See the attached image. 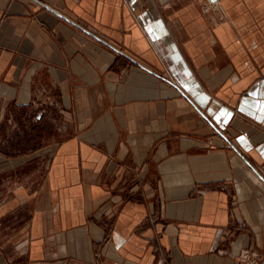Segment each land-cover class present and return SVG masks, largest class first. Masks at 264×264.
<instances>
[{
    "label": "crops",
    "instance_id": "1",
    "mask_svg": "<svg viewBox=\"0 0 264 264\" xmlns=\"http://www.w3.org/2000/svg\"><path fill=\"white\" fill-rule=\"evenodd\" d=\"M207 1L0 0V264H264V0Z\"/></svg>",
    "mask_w": 264,
    "mask_h": 264
},
{
    "label": "built area",
    "instance_id": "2",
    "mask_svg": "<svg viewBox=\"0 0 264 264\" xmlns=\"http://www.w3.org/2000/svg\"><path fill=\"white\" fill-rule=\"evenodd\" d=\"M217 7H218L217 1L209 0L203 5V10L209 11ZM240 258H241V264H262L263 263V257L259 253L248 250V249L243 250L241 252Z\"/></svg>",
    "mask_w": 264,
    "mask_h": 264
},
{
    "label": "rangeland",
    "instance_id": "3",
    "mask_svg": "<svg viewBox=\"0 0 264 264\" xmlns=\"http://www.w3.org/2000/svg\"><path fill=\"white\" fill-rule=\"evenodd\" d=\"M50 123H52V124H53V121H51V120H50ZM56 123H58V122H56Z\"/></svg>",
    "mask_w": 264,
    "mask_h": 264
}]
</instances>
